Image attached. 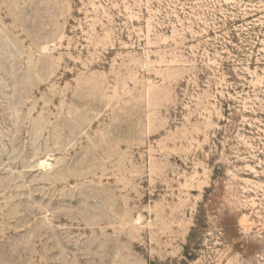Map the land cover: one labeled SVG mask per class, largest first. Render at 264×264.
<instances>
[{
    "label": "rangeland",
    "instance_id": "rangeland-1",
    "mask_svg": "<svg viewBox=\"0 0 264 264\" xmlns=\"http://www.w3.org/2000/svg\"><path fill=\"white\" fill-rule=\"evenodd\" d=\"M0 264H264V0H0Z\"/></svg>",
    "mask_w": 264,
    "mask_h": 264
}]
</instances>
